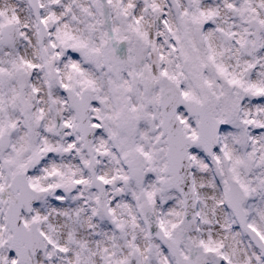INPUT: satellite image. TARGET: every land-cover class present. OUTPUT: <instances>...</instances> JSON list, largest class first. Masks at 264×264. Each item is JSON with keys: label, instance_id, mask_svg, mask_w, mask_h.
<instances>
[{"label": "snow or ice", "instance_id": "snow-or-ice-1", "mask_svg": "<svg viewBox=\"0 0 264 264\" xmlns=\"http://www.w3.org/2000/svg\"><path fill=\"white\" fill-rule=\"evenodd\" d=\"M0 264H264V0H0Z\"/></svg>", "mask_w": 264, "mask_h": 264}]
</instances>
